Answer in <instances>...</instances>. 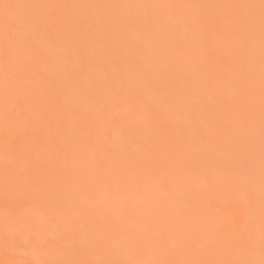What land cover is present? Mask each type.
<instances>
[{
  "label": "bare ground",
  "instance_id": "6f19581e",
  "mask_svg": "<svg viewBox=\"0 0 264 264\" xmlns=\"http://www.w3.org/2000/svg\"><path fill=\"white\" fill-rule=\"evenodd\" d=\"M64 5L63 8H10L0 6V29L5 15L14 21L27 22L45 18L62 25L65 21H79L80 34L86 40L88 56L95 66L111 67L113 59L142 50L140 57L154 80L166 81L175 76L177 87H182L186 77L196 87L186 94V101L199 104L200 123L211 118L204 107L213 99L223 101L226 122L241 134L244 144L251 136L255 146L256 202L254 207L244 203H229L219 190L213 191L203 180H189L173 175L170 169L175 161L169 152L161 150L162 136L157 128L133 116L127 118L130 135L137 145H130L117 128L107 130L106 142L112 146L102 163H97L96 152L100 143H87L90 132L95 137L96 128H90V119L96 118L95 106L88 96L71 87L61 91L64 106L51 107L55 97L49 95L47 84L52 77L62 78L59 66L35 62L40 76L31 84L32 97L28 103L31 116L33 143L30 160L36 162L32 169L36 187L43 196L67 201L69 216H78L75 225L65 235L64 246L53 248L49 259L106 258L105 245L120 239L124 229L152 241L164 240L167 247L152 244L138 252L133 249L131 258L169 260H232L260 259V202H259V146H260V83L261 37L260 0H0V4ZM117 5L155 7H112ZM200 5L203 7H183ZM226 5H255L254 8L225 7ZM193 17L218 21L216 56L211 69L190 48L195 43L196 30L191 25ZM241 17L251 18V27L241 25ZM104 19L110 27L105 30L98 22ZM95 35L89 38L87 30ZM199 64V68L194 67ZM244 66L246 70H242ZM127 77L133 86L143 87V78L132 65ZM211 78L209 88L201 81ZM253 91L249 94V87ZM147 97L158 101L153 89H145ZM3 34L0 31V264H18L24 259L45 258L39 249L24 248L19 244L23 234L11 220V215L28 203L22 199L5 197L3 171L5 166V132L3 120ZM75 106L77 111H73ZM88 113V118L78 116ZM174 133L183 130L185 143L193 154L201 153L197 143L196 121L188 108L168 111L165 117ZM245 129H250L245 131ZM190 134V135H188ZM17 149L25 147L24 137L14 133ZM138 146L158 152L159 171L153 174L151 164L138 172L117 163L115 154ZM233 154L229 153L231 157ZM236 158L245 152L234 154ZM218 179L223 181L222 173ZM163 185V187H161ZM23 185L15 188L16 192ZM37 221H46L47 206L33 201ZM118 225L106 236V227ZM54 233L50 230L49 235ZM78 234V239L74 236ZM119 258H129L127 251Z\"/></svg>",
  "mask_w": 264,
  "mask_h": 264
},
{
  "label": "snow or ice",
  "instance_id": "6c2138e0",
  "mask_svg": "<svg viewBox=\"0 0 264 264\" xmlns=\"http://www.w3.org/2000/svg\"><path fill=\"white\" fill-rule=\"evenodd\" d=\"M4 9L10 8H63L64 5H31V4H0ZM112 7H155L153 5ZM183 7H203L200 5H185ZM225 7L254 8L255 5H226ZM260 37H261V103H260V146H259V202H260V259L232 260H169L131 258L133 249L137 252L156 244L167 247L164 240L152 241L147 236H139L130 231L120 229V239L105 245L103 241L94 242L93 247L102 245L106 258L87 259H49L46 254L53 248L64 246L65 235L75 225L78 216H69L70 205L61 198L45 197L36 187L32 169L36 162L30 160L33 133L28 103L32 97L31 84L40 76L34 66L35 62H55L63 73L62 78L52 77L47 84L49 95L55 97L51 107L64 106L61 91L71 87L91 98L96 112V118L90 119V128H97L95 137L89 134L86 142L102 143L96 152L97 163H102L105 156L112 151V146L106 142L107 130L117 128L125 136L130 145H137V138L129 134L127 118H135L158 130L163 144L158 148L170 153L175 161L170 169L173 175H179L189 180H203L213 190L223 193L229 203H244L254 207L256 202V172L255 146L251 136L247 144L241 139L238 129L230 127L225 118L223 101L213 99L211 104L204 107L211 113V118L202 126L196 103H189L185 97L188 91L196 87V83L186 77L182 87H177L175 76H169L166 81L154 80L147 66L140 58L142 50L125 54L120 59H113L111 67L95 66L88 56L86 40L80 34L82 25L79 21H65L62 25L45 18L33 19L27 24L14 21L5 15L2 23L3 34V120L5 132V166L3 184L5 197L27 201L26 206L11 215V220L22 229L19 244L24 248L39 249L45 258L24 259L18 264H264V0H260ZM99 24L105 30L110 27L108 21L101 19ZM218 21H208L204 18L193 17L191 25L196 30L195 43L190 48L196 52L209 69L214 64L216 56V35ZM241 25L251 27V18L241 17ZM95 35L92 27L87 30V36ZM143 78V87L133 86L127 77L128 65ZM197 69L199 64L195 65ZM242 70H246L241 66ZM207 87L212 86L211 78L201 81ZM145 89H153L159 96L153 101L145 94ZM253 91L249 87V94ZM188 108L193 119L197 122L195 132L197 143L202 146L201 153L193 154L190 145L185 143V133L180 130L174 133L170 122L165 118L166 112ZM73 111H77L75 106ZM78 116L88 118V113L78 112ZM249 131L250 129H245ZM14 133L24 137L25 147L17 149L14 144ZM190 135V134H188ZM245 152L246 156L236 158L235 153ZM229 153L233 154L231 157ZM113 159L126 167L144 171L145 164L150 163L153 174L159 171L158 152L149 151L146 147L138 146L131 150L115 154ZM222 173L223 181L218 179ZM23 185L24 189L16 192L15 188ZM163 187V185H161ZM33 201H38L49 209L46 221H37L34 216ZM106 227V236L113 228ZM50 230L54 233L49 235ZM78 239V234L74 236ZM129 258H119L125 252Z\"/></svg>",
  "mask_w": 264,
  "mask_h": 264
}]
</instances>
